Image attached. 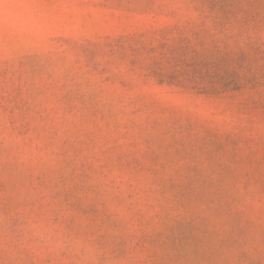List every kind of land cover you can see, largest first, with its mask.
Here are the masks:
<instances>
[{"label":"rangeland","instance_id":"rangeland-1","mask_svg":"<svg viewBox=\"0 0 264 264\" xmlns=\"http://www.w3.org/2000/svg\"><path fill=\"white\" fill-rule=\"evenodd\" d=\"M0 264H264V0H0Z\"/></svg>","mask_w":264,"mask_h":264}]
</instances>
